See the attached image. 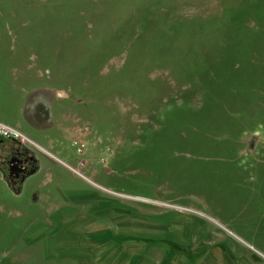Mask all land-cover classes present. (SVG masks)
<instances>
[{
	"label": "rangeland",
	"instance_id": "rangeland-1",
	"mask_svg": "<svg viewBox=\"0 0 264 264\" xmlns=\"http://www.w3.org/2000/svg\"><path fill=\"white\" fill-rule=\"evenodd\" d=\"M0 119L1 263L264 264V0H0Z\"/></svg>",
	"mask_w": 264,
	"mask_h": 264
},
{
	"label": "crops",
	"instance_id": "crops-1",
	"mask_svg": "<svg viewBox=\"0 0 264 264\" xmlns=\"http://www.w3.org/2000/svg\"><path fill=\"white\" fill-rule=\"evenodd\" d=\"M21 109H22V112H21V116L23 117V115L25 114V109L26 107L24 105L21 106ZM0 122L1 123H4L6 125H9L15 129H18L16 126H13L12 124L8 123V122H4L3 120L0 119ZM36 128L39 129V130H50V132L48 134H43V133H38V134H35L36 135V138L32 139L31 137L29 138L32 143L38 147L42 152L39 153L40 155L38 154H34V158L36 159L37 161V168L39 169L40 166H45V163L46 162H49L50 164L53 162V159H51L50 155H52L51 153H49L44 147L45 145H48L50 146V144H52L54 142V138H52L53 136L56 135V127L55 125H52L51 123L50 124H46L44 123V126L43 125H39L38 122H36ZM20 131V130H19ZM9 140V139H8ZM0 143H1V147H2V151L0 152L1 153V156L4 155L8 148L9 147H13V148H16V145L19 147V145L10 140L9 142H4V140L0 139ZM53 156V155H52ZM47 164V163H46ZM65 164V163H64ZM68 168H70V166L66 165ZM2 165H0V182L4 184L5 188H6V192H11L10 190H12L13 192H15L14 195H11L12 196V199L11 201H0V212L4 211L5 209H8L10 212H14L15 215H18V217H21L25 214V211L23 209V207L21 208V203H20V199H21V196L20 194V191H19V188L23 185V183H25V181H27L30 177L29 175L26 176L23 180H21L18 184H13V183H9L7 181V179H5V176L4 174L2 173V169H1ZM37 169V171H38ZM72 170V168H70ZM34 172V173H37ZM33 173V174H34ZM22 183V184H21ZM17 185V187H15ZM39 200L41 201H50L49 204H50V212L51 214H54L55 217H53V219L55 218V220H51L47 223H44L43 227L41 225L40 226H37L35 228H33V233L36 234V236H41L42 235V230L43 229H47L49 228L52 224L56 223V220H57V212L62 208V202L61 201H58V199L56 197H50V196H43V195H39ZM28 234L26 235H31V230L29 232H27ZM55 245L57 246L58 245V240L56 239V243ZM22 251H26L25 248L22 249ZM0 264H3L0 262ZM4 264H16L14 260L12 261H7L5 262Z\"/></svg>",
	"mask_w": 264,
	"mask_h": 264
},
{
	"label": "flooded vegetation",
	"instance_id": "flooded-vegetation-1",
	"mask_svg": "<svg viewBox=\"0 0 264 264\" xmlns=\"http://www.w3.org/2000/svg\"><path fill=\"white\" fill-rule=\"evenodd\" d=\"M23 147V146H22ZM21 146H17L16 148L9 147L7 152L1 156L0 153V165L5 164L8 174H7V181L11 182L13 184L19 183L21 180V174L16 178L15 172L18 171V167L24 168L26 170H34L36 171L37 168V161L34 158V156L28 152L26 148H22ZM16 149V150H15ZM12 160V163L10 162ZM33 160L36 161V168L33 166ZM4 162V163H3ZM9 168H11V171L13 172V175L9 176ZM3 169V167H2Z\"/></svg>",
	"mask_w": 264,
	"mask_h": 264
},
{
	"label": "built area",
	"instance_id": "built-area-1",
	"mask_svg": "<svg viewBox=\"0 0 264 264\" xmlns=\"http://www.w3.org/2000/svg\"><path fill=\"white\" fill-rule=\"evenodd\" d=\"M0 138L10 139L22 146H24V144H27L28 142L32 143L31 140L27 138L23 133L1 122H0Z\"/></svg>",
	"mask_w": 264,
	"mask_h": 264
},
{
	"label": "water",
	"instance_id": "water-1",
	"mask_svg": "<svg viewBox=\"0 0 264 264\" xmlns=\"http://www.w3.org/2000/svg\"><path fill=\"white\" fill-rule=\"evenodd\" d=\"M16 150V149H15ZM10 162L12 163V160H10ZM35 171L34 170H26L24 168H21L20 166L18 167V171L15 172V177L18 178V176H21V179H23L25 176L31 175L33 174ZM13 175V172L11 171V168H9V176Z\"/></svg>",
	"mask_w": 264,
	"mask_h": 264
},
{
	"label": "trees",
	"instance_id": "trees-1",
	"mask_svg": "<svg viewBox=\"0 0 264 264\" xmlns=\"http://www.w3.org/2000/svg\"><path fill=\"white\" fill-rule=\"evenodd\" d=\"M33 166H34V168H36V161L35 160H33Z\"/></svg>",
	"mask_w": 264,
	"mask_h": 264
}]
</instances>
